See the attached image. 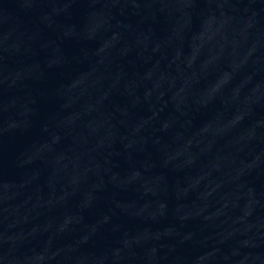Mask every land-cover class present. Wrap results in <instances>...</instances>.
<instances>
[{"label": "water", "instance_id": "water-1", "mask_svg": "<svg viewBox=\"0 0 264 264\" xmlns=\"http://www.w3.org/2000/svg\"><path fill=\"white\" fill-rule=\"evenodd\" d=\"M0 264H264V0H0Z\"/></svg>", "mask_w": 264, "mask_h": 264}]
</instances>
